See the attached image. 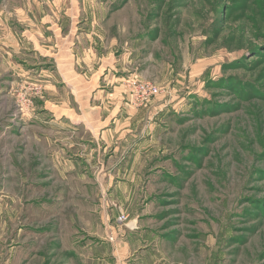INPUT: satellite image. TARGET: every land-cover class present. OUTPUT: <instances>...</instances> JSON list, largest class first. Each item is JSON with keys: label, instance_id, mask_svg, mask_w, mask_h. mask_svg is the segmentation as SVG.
<instances>
[{"label": "rangeland", "instance_id": "obj_1", "mask_svg": "<svg viewBox=\"0 0 264 264\" xmlns=\"http://www.w3.org/2000/svg\"><path fill=\"white\" fill-rule=\"evenodd\" d=\"M33 1L37 18L58 12L48 8L54 0H0L1 262L15 246L23 253L11 264H74L66 258L71 232L57 247L56 231L85 224L87 216L72 215L85 186L71 173L60 178L71 165L58 169L59 149L40 141L52 89L7 63L8 17H32ZM96 1L118 34L116 55L130 70L123 89L143 109L137 133L150 146L138 150L148 178L118 222L142 214L147 236L168 234L166 248L183 264H264V0ZM129 81L151 82L159 94L141 99ZM89 168L97 178L107 170ZM89 178L97 209L120 208L103 195L110 184Z\"/></svg>", "mask_w": 264, "mask_h": 264}, {"label": "crops", "instance_id": "obj_2", "mask_svg": "<svg viewBox=\"0 0 264 264\" xmlns=\"http://www.w3.org/2000/svg\"><path fill=\"white\" fill-rule=\"evenodd\" d=\"M38 6L40 2L33 1L32 17L25 10L9 15L6 43L11 59L7 63L24 75L38 73L40 83L52 89L45 102L53 108L47 111V128L40 133V141H46L49 147L55 143L59 149L58 169L71 165L65 173L59 171L60 178L71 173L85 186L79 194L73 190V199L77 194L80 203L72 215L87 216L86 222L81 226L75 221L66 226L59 224L57 247H63L64 239L70 240L71 236L72 248L67 249L66 258L74 264H183L169 254L168 234L147 236L140 222L142 214L137 220L118 222V217L125 214L124 208L131 209L135 189L148 178L143 174L138 150L148 151L150 146L142 147L140 143L142 134L137 133L136 121L140 116L137 111L143 109L130 103L132 99L123 89L122 81L130 70L117 58L114 44L118 34L105 27V8L96 0H54L48 8H56L62 15L51 9L37 18ZM30 57L35 60L32 64L27 59ZM151 102L147 105L152 107ZM70 151L73 156H69ZM123 152L124 161L120 158ZM84 161L87 165L79 169ZM78 162L81 164L76 165ZM93 164L107 169L102 177L91 172ZM90 175L94 182L111 185H107L109 193L103 195L117 198L120 208L108 203L96 208V202L102 199L97 191L90 190ZM68 231L71 235L66 237ZM77 237L80 239L75 241ZM17 253L23 252L11 246L1 262L0 244V264H11Z\"/></svg>", "mask_w": 264, "mask_h": 264}, {"label": "built area", "instance_id": "obj_3", "mask_svg": "<svg viewBox=\"0 0 264 264\" xmlns=\"http://www.w3.org/2000/svg\"><path fill=\"white\" fill-rule=\"evenodd\" d=\"M132 81H129L131 83ZM133 90L134 92L141 98V99H148L152 96H157L159 94V88L155 84L148 82V81H143V82H137L133 81ZM127 216L122 214L118 217V221H126Z\"/></svg>", "mask_w": 264, "mask_h": 264}, {"label": "bare ground", "instance_id": "obj_4", "mask_svg": "<svg viewBox=\"0 0 264 264\" xmlns=\"http://www.w3.org/2000/svg\"><path fill=\"white\" fill-rule=\"evenodd\" d=\"M95 16V15H94Z\"/></svg>", "mask_w": 264, "mask_h": 264}]
</instances>
